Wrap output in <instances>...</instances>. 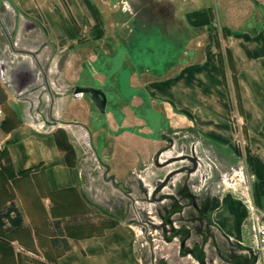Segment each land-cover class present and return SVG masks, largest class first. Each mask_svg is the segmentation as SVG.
I'll use <instances>...</instances> for the list:
<instances>
[{"label": "crops", "instance_id": "crops-1", "mask_svg": "<svg viewBox=\"0 0 264 264\" xmlns=\"http://www.w3.org/2000/svg\"><path fill=\"white\" fill-rule=\"evenodd\" d=\"M64 1L81 32L88 31L90 45L94 47L95 43L93 49L105 50V67L91 72L96 83L82 86L104 91L106 114L113 95L139 98L142 104L147 103L145 110L162 113L157 97L177 90L187 98L194 96L195 72L201 71L202 66L203 71H209L211 58L221 57V65L213 68L216 73L221 72L224 120L221 126L225 130L221 140L231 144L228 131L234 130L236 144L251 167V193L264 208V0ZM49 13L43 23L50 37L37 45L25 42L28 48L21 49L25 52V61H15L13 67L20 69V81L25 79L24 67L37 70V83L21 94L13 88L10 94L0 77L3 112V107L13 104L12 96L18 101L24 94H27L29 108L34 104L33 109H36L34 95L29 93L36 89L32 87L38 84L40 73H44L47 81V72L52 71L57 56L55 50L63 43L60 34H68L70 39L77 36L64 8ZM12 20L8 26L5 18L0 17V31L6 32L7 28L18 42L22 40V33L36 28L39 22L24 19L19 25L20 19ZM212 38L221 40L216 55L211 53ZM4 48L0 45V52ZM91 55V61L98 60L97 53ZM109 72L117 76L115 94L97 82L104 81L102 76ZM228 72L233 76V92ZM105 79L107 81V76ZM177 82H182L183 87H176ZM152 83L165 86L155 88ZM85 94L77 98L70 90L60 96L51 95L45 110L47 119L53 120L49 130L39 129L38 119L36 121L30 113L31 120L29 117L22 120L20 113L9 111L8 118L15 121V125L0 133L5 143L0 207L13 203L22 214L23 227L7 231L8 221L0 225V264H143L140 254H136L134 226L118 215L101 214L98 206L90 201L81 147L73 139V126L65 125L91 128L88 121L92 112ZM92 137L98 157L108 165L105 168L114 170L107 158L111 143L104 148L93 133ZM242 208L233 204L225 208L222 216L221 205L213 211V226L222 230L233 243L245 244V210ZM261 261L264 264V257L259 258L257 264Z\"/></svg>", "mask_w": 264, "mask_h": 264}, {"label": "rangeland", "instance_id": "rangeland-1", "mask_svg": "<svg viewBox=\"0 0 264 264\" xmlns=\"http://www.w3.org/2000/svg\"><path fill=\"white\" fill-rule=\"evenodd\" d=\"M57 8L66 10L77 36L70 39L68 34H60L63 43L55 50L57 56L52 71L46 74L47 81L44 73H40L38 84L32 87L36 89L29 93L34 95L30 97L37 111L43 110L38 121L34 118L38 128L43 130H49L53 125L45 116L51 98L49 91L55 97L73 90L74 84H95L91 72L105 67V50L93 49L95 43L94 47L90 45L88 31L81 32L64 0H0V17L5 18L8 26L13 23L12 19H20L19 25L24 19L39 21V26L22 33L20 49L28 48L25 42L37 45L50 37L43 18L51 15V10L57 12ZM85 23L83 20L82 24ZM6 29L7 33L0 31V45L3 46L9 41ZM213 40L210 48L216 55L221 40ZM92 53L98 54V60L94 58L91 61ZM17 56L20 61H25V52ZM220 65L221 57H215L210 60L209 71H203L204 66L199 67L201 71L195 72L193 82L197 87L194 96L187 98L177 90L165 93V97H157L161 101L162 113L145 110L147 103L142 104L139 98H116L113 95L106 114L107 110L100 112L90 95L85 94L92 112L88 121L89 131L102 147L112 145L107 158L114 170L108 175H105L107 164L104 165L98 155L84 144L80 124H72L73 139L81 147L90 201L98 206L101 214L118 215L134 226L136 254H140L143 264H238L239 259L243 258L240 261L244 262L249 255L256 257L257 264L263 257L254 244V224L257 218L262 217L264 208L251 193V167L241 147L236 144L234 130L228 131L232 137L229 140L231 144L221 140V133L225 135L221 126L224 122L221 114V72L216 73L213 69ZM228 73V83L233 92V76ZM102 78L104 81L99 79L97 82L115 94L117 76L115 78L109 72ZM152 84L155 88L165 86ZM3 85L7 86L10 94L13 93L12 85ZM176 87H183V83L177 82ZM207 88L210 91L203 90ZM26 95L18 101L12 96L13 108L10 105L3 107L1 134L15 125V121L8 118L10 110L14 114L20 113L22 120L29 117L34 104L30 109ZM172 110L177 112L171 114ZM112 174L115 182L109 180ZM208 200L214 204L212 214L221 205V216L225 208L233 204L242 205L241 210H245V244L233 243L222 230L214 227L213 215L209 224L199 223L195 204ZM193 249L203 250L202 259L196 257ZM203 260L205 262L202 263Z\"/></svg>", "mask_w": 264, "mask_h": 264}, {"label": "built area", "instance_id": "built-area-1", "mask_svg": "<svg viewBox=\"0 0 264 264\" xmlns=\"http://www.w3.org/2000/svg\"><path fill=\"white\" fill-rule=\"evenodd\" d=\"M7 37L9 39L8 43L6 44L4 50H1L2 53L5 54L6 58H7V73L10 72V70L13 69L14 65H15V61L16 62H20V60L18 59V54L22 53L21 49L19 48V42L18 40L14 39L12 37L11 34H7ZM25 56H23V58H25ZM9 77V76H8ZM11 86V84H9ZM8 85V86H9ZM50 95L53 96V92L49 91ZM73 94L76 97H82L83 93L82 92H78L75 93L73 92ZM43 110H36L32 109V111H30L31 117L32 118H36L38 119L39 116H41ZM3 116V111L2 109H0V119ZM53 122V120H52ZM69 126H71L72 124H68ZM41 127H43V125H40ZM79 131L81 132V137L84 141V144L86 146L89 147L90 150H92V152L94 153V155H97L96 149H95V145H94V141H93V137L91 135V132L83 125H79ZM5 148V143L3 138L0 135V169L2 167V163H3V151ZM254 244L255 247L260 251V253L263 255L264 257V213L262 215L261 218H257L255 220V224H254Z\"/></svg>", "mask_w": 264, "mask_h": 264}, {"label": "water", "instance_id": "water-1", "mask_svg": "<svg viewBox=\"0 0 264 264\" xmlns=\"http://www.w3.org/2000/svg\"><path fill=\"white\" fill-rule=\"evenodd\" d=\"M7 58L4 53H0V77L3 80V82L6 85L11 84L14 88V91L18 94H21L24 92L27 88H29L32 84H34L37 80L38 77V71L33 70L27 67H24V73L25 79L20 81V69L19 68H14L10 70L9 73H7ZM9 76V77H8ZM75 93L82 92L91 95L92 99L94 100L96 106L104 112L106 109V103H107V98L104 93L99 88L96 87H91V86H81L77 85L74 87L73 90ZM109 180H112L115 182V177L111 175L109 177ZM202 263L205 262V260L201 261Z\"/></svg>", "mask_w": 264, "mask_h": 264}, {"label": "trees", "instance_id": "trees-1", "mask_svg": "<svg viewBox=\"0 0 264 264\" xmlns=\"http://www.w3.org/2000/svg\"><path fill=\"white\" fill-rule=\"evenodd\" d=\"M7 221L10 223V225L6 226L7 231H16L23 227L22 214L13 203L0 207V225L3 226ZM202 251L201 249L198 254L194 251L192 252L199 258L203 254ZM200 259H202V257Z\"/></svg>", "mask_w": 264, "mask_h": 264}, {"label": "flooded vegetation", "instance_id": "flooded-vegetation-1", "mask_svg": "<svg viewBox=\"0 0 264 264\" xmlns=\"http://www.w3.org/2000/svg\"><path fill=\"white\" fill-rule=\"evenodd\" d=\"M90 97H91V95H90ZM105 171H106L105 175H108L110 172V170L108 168H106ZM195 205L197 208V219H198L199 223H203L206 225L209 224L210 220H211L210 217L213 215L211 209L214 206V204H212V202H209V200H208V201H202L201 203H196ZM188 232H190V231H188ZM193 251L197 254L200 253V249L199 250L193 249ZM245 258H244V260H245L244 262L240 261L243 258L239 259L238 264H256V257L255 256L249 255V257H245Z\"/></svg>", "mask_w": 264, "mask_h": 264}, {"label": "bare ground", "instance_id": "bare-ground-1", "mask_svg": "<svg viewBox=\"0 0 264 264\" xmlns=\"http://www.w3.org/2000/svg\"><path fill=\"white\" fill-rule=\"evenodd\" d=\"M167 160V159H166ZM173 163V162H172ZM172 163H169V165H171Z\"/></svg>", "mask_w": 264, "mask_h": 264}]
</instances>
